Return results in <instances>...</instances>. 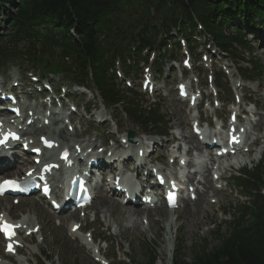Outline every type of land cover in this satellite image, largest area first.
Wrapping results in <instances>:
<instances>
[{
  "label": "trees",
  "instance_id": "trees-1",
  "mask_svg": "<svg viewBox=\"0 0 264 264\" xmlns=\"http://www.w3.org/2000/svg\"><path fill=\"white\" fill-rule=\"evenodd\" d=\"M140 2L145 4L144 8L153 7V11L144 9L145 18L151 19L152 27H155L154 18H160L168 39L175 41L169 32L177 28L183 29L188 36V23L191 30L197 31L193 20L196 17L214 35L216 44L229 48L225 50H230L235 57L238 54L231 51L230 42H238L246 48L250 46L243 27H238V21L249 22L251 27L261 26L264 32V0H0V24H6L10 32L3 35L0 41V57L7 56V60L21 58L24 52L29 51L27 48L32 51V57H39L43 54L42 50H46L51 55V62L41 57L44 67L60 73L64 72L65 66L59 53L60 46H63L68 50L74 68L81 72L83 81L89 79L88 69H93L104 98L111 103L123 102L130 117L141 120L143 110L136 107L123 90L115 92V89L107 86L110 74L106 64L110 46L130 55V50L127 51L130 48L129 40L132 42L136 39L139 44L149 41L153 45L158 38L157 30L154 37H148L145 30V37H133L132 34L136 32L133 24L137 23L133 11ZM122 18L134 20L128 26ZM114 25L118 26L119 34L113 37L108 33L112 32ZM225 28L231 30L228 36L223 33ZM253 35L257 34L253 32ZM165 43L166 40L160 45L165 48ZM22 44H27L26 48ZM124 67L132 73L129 67ZM157 68L161 73L163 58L157 59ZM70 74L75 77L74 73ZM245 74L248 75L249 71L246 70ZM253 75L257 78L263 76L259 61L254 64ZM75 80L78 81L77 77ZM150 116L155 123H161L163 116L160 107H154ZM245 177L238 181L246 190L258 189L264 185V166L246 171ZM253 197L251 206L243 207V213L231 226L229 234L221 235V245L214 252L202 253L192 263L181 257L175 264H264V196L256 194ZM181 250L185 251L184 245Z\"/></svg>",
  "mask_w": 264,
  "mask_h": 264
},
{
  "label": "rangeland",
  "instance_id": "rangeland-1",
  "mask_svg": "<svg viewBox=\"0 0 264 264\" xmlns=\"http://www.w3.org/2000/svg\"><path fill=\"white\" fill-rule=\"evenodd\" d=\"M0 26V34H6L7 32H5V30H7V25L2 23ZM249 38L252 40L251 36ZM259 39H262V44H260V41L257 40H252L251 43H255L256 46L254 56L259 58L258 60L260 61V64L264 67V37L262 36ZM220 57L223 58L220 63L223 61H230L226 57ZM247 57L249 56L247 55ZM232 65V71L235 75V79L238 80L239 76L237 67L234 63H232ZM246 65L247 64H243L244 67H246ZM197 67L203 68L202 63L200 62ZM26 69H28L27 65L20 66L17 63L5 64L0 70V79L5 80L7 84L6 86L10 87L14 81H20L17 78V74H21V70ZM24 78H27V76L25 77L24 75ZM175 80H177V77L173 75L172 65L170 63H165L164 76L160 80V82L164 83L166 86V91H164L165 97L161 96L152 99L150 96L144 95L137 98L135 102L140 106H144L143 108H147L154 104V102L161 101V113L163 116L168 114L171 118L170 127L175 129L180 125L184 131L183 136H187L186 139H188L190 136L189 125L182 105H180L176 100V95L174 93L176 83ZM255 83L247 85V88H245V97L249 98L250 96L253 101V88L255 87L254 90L257 92V100L259 102L258 111L264 114V76L259 82ZM125 86L126 83H124V89L127 87ZM224 87L227 88V92L224 96H222V98L224 97L223 101L225 103H232L233 97L229 93L230 85L226 83L224 84ZM225 88L223 90H225ZM27 93H30V90H27ZM78 93L83 94L82 92ZM85 95L87 96L88 101H94V96L96 98V94H93V96L90 91H87ZM96 102H98L97 99ZM121 107H123L122 103L116 104L114 106V111L117 110L120 113L122 110ZM227 107L228 106H225L223 110ZM80 108H84V105L82 104ZM102 110L103 108L101 106L98 112L93 115V120L85 119L81 115L83 121L80 126V131H77V133H75L71 138L73 142L84 140L86 144H91L93 143L92 138L98 134L104 142L108 144L110 139L119 135H124L128 132V130L141 133L140 127H138L133 120L126 118L119 113L111 112V116H109L107 112L106 114L101 113ZM114 114L115 118L113 117ZM166 119L169 118L166 117ZM254 119H258L257 115ZM92 121L96 123V126L92 124ZM263 124L264 121L260 125L261 128ZM105 128L110 129L109 135L111 137L108 139L106 138ZM82 133H90L91 138L89 140L86 139V137L81 138ZM101 138H98L97 141H102ZM262 146L263 147H258L256 149L253 156L250 154L246 155L247 157H244L241 161H239L236 167L241 170L244 166L247 169L253 168L255 164H257L264 156V144ZM10 172H12V175L14 170H8L5 173L8 174ZM233 174L236 173L233 172ZM208 181L209 183L207 186L209 187L211 180ZM230 191L233 190L227 189L226 191H222L221 194L216 195L218 191H216L212 186L211 189L208 190L207 195L201 197L198 203L188 207L186 205L184 210L169 214L164 208L157 209V212L152 213L149 217L152 228L150 232L146 234L143 233L141 225L143 224L142 220L144 216L147 215L131 214L130 210H133L131 207H121L117 203H113V201L108 200L107 197H103L93 206L94 211L88 217L86 225L89 226V219L93 218L94 214L97 212H106L105 214L107 215L108 221H111L110 224L117 225L118 236L110 237V235H107L108 233L106 232H109V228L102 232V228L110 226L104 224L103 220L100 218L98 219V226L91 225V227L97 230L96 233L100 230L98 237L102 240L106 239L109 242L108 251L113 256L116 255V248L118 246H120L122 250L124 249L127 251V253L130 252L127 256L131 258V264H144L147 259L151 257V248L153 245L158 246L156 253L158 259L156 264H172V261L176 259L182 240L185 241L186 246L184 256L190 261L195 258L197 252L202 251L201 247H206L209 252H212L219 245L215 236L218 231L225 234L229 232L228 226L224 223L225 216L221 214V211H224V214L225 212H231L233 215L238 216L240 205L243 204L242 201H237L234 195H230ZM215 195L220 203L216 206L210 202ZM13 202L14 200L1 201L0 211L9 214L13 220H33L32 225L40 224L42 227V231L38 236L27 239L29 246L22 251V255L16 258L18 261L17 264H26L25 257H28L29 260L36 261L38 257L40 258L42 251H44L47 256L53 257L52 263L54 264H95L89 257L87 251L78 243V240H75L74 237L70 236L69 228L74 221L78 222L80 215L74 216V220H72L71 215L54 217L50 214L49 209L41 207V205L33 199L22 200L19 206H16ZM25 204L29 206L35 205L37 209L34 210L31 207H26ZM223 205L227 206L219 208ZM229 205L230 208L228 207ZM196 211L198 212L197 219L193 221L194 212ZM22 216L24 218H22ZM157 219L158 221H156ZM168 223L173 224L172 230H170ZM137 227H139V230ZM152 235H154L155 238H153ZM153 240L157 241L154 242ZM32 248L35 249L31 251ZM3 254V245L0 241V256ZM115 260L116 262L113 264H119L117 258Z\"/></svg>",
  "mask_w": 264,
  "mask_h": 264
},
{
  "label": "snow or ice",
  "instance_id": "snow-or-ice-1",
  "mask_svg": "<svg viewBox=\"0 0 264 264\" xmlns=\"http://www.w3.org/2000/svg\"><path fill=\"white\" fill-rule=\"evenodd\" d=\"M13 138H16V137H13ZM4 142H5L4 140H0V143H4ZM5 186H10V187L15 188V187H18V184L15 181H6ZM0 191H3V188H0ZM11 227H15V226H11ZM3 230L9 234V238H11V236L14 235V233L9 232V226L8 225H5ZM9 250H11V245L9 246Z\"/></svg>",
  "mask_w": 264,
  "mask_h": 264
},
{
  "label": "bare ground",
  "instance_id": "bare-ground-1",
  "mask_svg": "<svg viewBox=\"0 0 264 264\" xmlns=\"http://www.w3.org/2000/svg\"><path fill=\"white\" fill-rule=\"evenodd\" d=\"M67 137H68V135H66V134L63 133V132L60 133V135H59V138H60V139H63V140H66ZM25 205H26V207H31V208L34 209V210L37 209V208L35 207V205H32V206H29V205H27V204H25ZM130 213H131V214H134V215H139L141 212H140V211H136V210H134V211H130ZM149 214H150V212H149ZM197 215H198V212H197V211L194 212L193 221L197 219ZM131 216H132V215H131ZM30 222H32V221H30ZM34 227H36V225L33 226V228H34ZM33 228H32V229H33ZM137 229L139 230V227H137Z\"/></svg>",
  "mask_w": 264,
  "mask_h": 264
}]
</instances>
